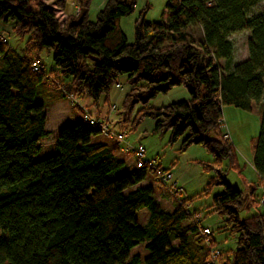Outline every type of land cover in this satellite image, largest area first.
Listing matches in <instances>:
<instances>
[{"label": "trees", "instance_id": "16d2710c", "mask_svg": "<svg viewBox=\"0 0 264 264\" xmlns=\"http://www.w3.org/2000/svg\"><path fill=\"white\" fill-rule=\"evenodd\" d=\"M46 1L0 0V26L13 25L15 37L27 38L24 54L0 43V264H141L133 253L146 239L145 264H211L215 246L187 203L174 200L172 213L157 205L154 189L142 185L151 168L126 170L118 144L93 142L102 133L82 119L57 130L55 154L35 161L48 134L46 109L35 101L46 75L32 64L44 51L54 52L61 77L71 79L68 95L91 108L106 105L125 77L124 110L131 116L140 108L124 119V130L135 132L150 119L154 133H170L171 145L182 141L180 151L203 146L217 168L207 195L224 187L210 209L237 237L233 264H264V215H240L259 205L255 189L244 194L219 170L228 160L240 172L222 131L223 108L257 107L262 122L253 168L264 184V14H251L264 0H169L161 22L149 23L147 9L139 14L132 44L120 22L135 12L137 0H108L94 22L88 15L93 0H78L77 15L62 25ZM64 5L57 0L55 7L63 11ZM243 32L249 33L247 58L233 64L230 38ZM53 86L48 90L58 89L57 96L67 90L60 82ZM176 87L185 88L189 100L149 106ZM157 183L170 198V189ZM142 209L150 213L149 228L137 222ZM222 257L216 264H225Z\"/></svg>", "mask_w": 264, "mask_h": 264}, {"label": "rangeland", "instance_id": "374dc122", "mask_svg": "<svg viewBox=\"0 0 264 264\" xmlns=\"http://www.w3.org/2000/svg\"><path fill=\"white\" fill-rule=\"evenodd\" d=\"M102 0H93L89 9V21L94 22L100 10V2ZM146 1L152 4V7L148 9L146 13V20L149 23L161 22L166 14L167 0H138L135 12L125 17L120 22V27L127 37L129 44L134 42V23L139 14L146 7ZM78 0H67V5L63 14L68 16H76L78 12L77 6ZM57 3V2H56ZM56 3L53 0L46 1V5L49 9L55 12L60 24H64L66 17L56 9ZM102 4V3H101ZM253 16L264 14V1L256 5L251 13ZM6 27L0 26V32L4 34V39L7 45L15 50L19 54H24L25 44L27 38L21 40L13 35V29H5ZM194 31L196 38L200 37L199 30ZM0 33V34H1ZM233 43V64L241 63L247 58V43L249 41V33L243 32L236 34L230 38ZM54 52H42L38 55V62L44 72L45 80L43 85L37 88L36 103L44 106L46 109L49 119L46 124L45 131L47 136L40 142L41 152L35 157V161H41L55 154V134L57 130L67 126H72L69 117H58L57 111L54 106L61 103L63 106L62 111H74L77 109L80 111L84 107V104L76 99L75 105L71 103V96L68 95V87L71 84V79H64L60 75V71L54 65ZM95 63H99V58H92ZM50 78L54 80H50ZM61 83L66 92H60V96H57V90H48L54 84ZM120 88L114 86L109 95V102L106 105L101 104V108L107 111L108 116L104 120L110 122V130L114 134H123L124 142L120 144V147H133L138 148L142 146L145 151L144 159L151 162L154 167L163 169L173 175V179L167 183V190L170 189V198L162 197L159 192V184L155 179L154 173L149 169L145 183L154 189V198L156 199L157 205L165 212L172 213L174 211V200L178 202L187 203V208L190 213H197L200 215L201 226L208 228L211 233L213 240L215 241L214 251H219L223 255L221 259H224L225 264H233L234 253L238 249L237 237L232 236L228 231L224 230L223 220L213 214L210 209L213 198L224 192L222 185L213 186L207 195L208 185L213 178L217 175L214 168L213 157L207 152L203 146H191L186 151L182 152L181 143L170 144V133H154L153 130L148 128L150 119H144L138 129L134 132L130 128L124 130L122 125L124 119L130 117L133 119L135 113L140 108L136 105L132 115H128L123 107L126 94L129 92V87L126 84L125 77H121L119 80ZM54 87V86H53ZM66 88V89H65ZM48 91V92H47ZM64 94V97H62ZM60 97L55 103V97ZM189 94L183 87H176L167 94H160L156 98L150 101L149 106L152 108H162L171 104L189 100ZM104 100V99H103ZM102 100V102H103ZM101 102V103H102ZM82 105V106H80ZM79 106V108H77ZM115 107V110L112 108ZM93 109V108H90ZM60 110V109H59ZM89 110V109H88ZM90 114L91 112L88 111ZM223 127L222 131L224 136L227 138L229 143L235 148L238 166L240 172L231 169L228 160L222 162L221 170L224 180L232 187L242 191L244 194H248L250 186L255 189L254 194L258 199L259 205L249 210L241 211V217L248 218L256 216L258 214L264 215V205L260 203V200L264 197V184L259 179L257 173L253 168V158L255 145L258 141L260 134V126L262 122V115L257 107H253L251 111H244L237 109L232 106H225L223 108ZM61 113V112H60ZM92 115V114H91ZM94 116V115H92ZM105 118V117H103ZM224 137V138H225ZM107 143H118L115 140H111L102 137ZM121 157L126 161L125 169L128 171H135L137 167V159L131 155V153H121ZM143 159V160H144ZM206 166H211L213 169L205 171ZM136 219L141 227L149 228L150 213L146 209H142L136 213ZM149 240L139 245L134 255H138L141 258V264H145V260L149 257V252L146 249ZM223 262V261H222ZM220 264V263H219Z\"/></svg>", "mask_w": 264, "mask_h": 264}, {"label": "built area", "instance_id": "2783aa9c", "mask_svg": "<svg viewBox=\"0 0 264 264\" xmlns=\"http://www.w3.org/2000/svg\"><path fill=\"white\" fill-rule=\"evenodd\" d=\"M138 1V0H137ZM1 33V32H0ZM0 43L4 44L6 43V40L1 36L0 34ZM32 69L33 71H39L40 69V64L38 62H35L32 64ZM120 85H117V88H120ZM71 103L72 105H75L76 99L75 97L71 96ZM82 110V120L87 123L89 126H91L93 129H98L101 131L102 135L108 139L115 140L118 142V146L120 149L121 153H131L136 159H137V167L139 169L148 166L151 168L155 176L157 178V181L163 185L167 186V183H169L173 179V175L169 172L163 171L159 169L158 167H154L151 162H148L144 159L145 156V151L142 146H139L138 148H133V147H120V144L124 142V135L123 134H114L110 130V122L108 120L100 119L97 117L92 116L86 109H81ZM112 110H115V107L112 108ZM226 138V137H225ZM227 139V138H226ZM144 159V160H143ZM260 203L264 205V197L260 200ZM200 218V216H198ZM209 230H204V235L208 236L209 235ZM219 251H214L213 249L210 250V263L211 264H216L217 259L220 256Z\"/></svg>", "mask_w": 264, "mask_h": 264}, {"label": "crops", "instance_id": "0c3cea01", "mask_svg": "<svg viewBox=\"0 0 264 264\" xmlns=\"http://www.w3.org/2000/svg\"><path fill=\"white\" fill-rule=\"evenodd\" d=\"M169 0H167V2H168ZM53 2L54 3H56L57 2V0H53ZM105 2H106V0H102L101 2H100V7L102 8L103 7V5L105 4ZM147 3H146V7L144 8V9H147V11H148V9H150L151 7H152V4H150L148 1H146ZM102 3V4H101ZM66 5H67V0H65V5H64V8H63V11H61V13L63 14V12L65 11V8H66ZM167 5V4H166ZM77 6H78V2H77ZM167 14V13H166ZM166 14L164 15V17L166 16ZM64 15V14H63ZM65 16V15H64ZM66 17V16H65ZM68 17H73L72 15L71 16H68ZM68 17H66V18H68ZM75 17V16H74ZM138 18V17H137ZM136 21V20H135ZM2 27H6L5 29L7 30V29H10V30H12L13 29V25H4V26H2ZM1 36L2 37H4V34L3 33H1ZM78 100V99H77ZM80 101V100H79ZM57 102H60V101H57ZM57 102H55V103H57ZM81 103H83L84 104V107L85 108H87L88 107V109H87V111H90L91 112V114L92 115H94V117H97V118H100V119H106L107 117H109L108 116V113H107V111H105V110H103L101 107H99V108H93V109H90L91 107H89V103H87V102H84V101H80ZM63 105L61 104V103H58V104H56L55 106H54V109L57 111V113H56V115L58 116V117H61L62 115L64 116V117H69L70 118V121H71V125L73 126V125H75L76 123H78L81 119H82V115H81V113H78L79 111L77 110V109H75L74 111H71V112H68V111H62V107ZM80 106H82V105H80ZM77 108H79V106H77ZM60 109V110H59ZM80 109V108H79ZM82 109V108H81ZM80 109V111L82 112V110ZM47 112V111H46ZM61 112V113H60ZM103 117H105V118H103ZM48 119H49V115H48V113H47V121H46V124H47V122H48ZM148 122H150V124L148 125V128H150V130H154V128H155V124H156V122L155 121H153V120H149ZM102 137H104L103 135H100V136H97V137H95L94 139H93V142H95V143H103V144H107V145H109V146H112V145H115L114 143H107L106 141H104L103 139H101ZM106 138V137H105ZM163 170V169H162ZM165 171V170H164ZM143 186H148L145 182L142 184Z\"/></svg>", "mask_w": 264, "mask_h": 264}]
</instances>
